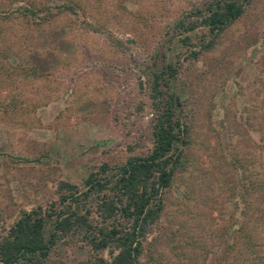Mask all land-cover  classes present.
Instances as JSON below:
<instances>
[{"label":"rangeland","instance_id":"1","mask_svg":"<svg viewBox=\"0 0 264 264\" xmlns=\"http://www.w3.org/2000/svg\"><path fill=\"white\" fill-rule=\"evenodd\" d=\"M77 1L84 8L78 16L28 30L20 19L6 24L16 34L8 65L22 62L37 74L19 72L0 89L2 101H24L0 119V235L22 207L53 201L58 180L80 184L100 163L150 149L154 110L142 69L157 51L184 59L172 23L202 0ZM113 37L124 45L117 48ZM170 85L191 125L189 169L165 194L140 264H214L225 238L219 235L232 222L234 194L221 181L226 159L247 158L250 169L264 163V0H255L215 49L183 60ZM42 153L46 161L33 160ZM95 257L72 243L47 264H93Z\"/></svg>","mask_w":264,"mask_h":264},{"label":"trees","instance_id":"2","mask_svg":"<svg viewBox=\"0 0 264 264\" xmlns=\"http://www.w3.org/2000/svg\"><path fill=\"white\" fill-rule=\"evenodd\" d=\"M254 1L202 0L173 21L172 37L185 48L184 59H178V52L173 60L157 51L142 69L154 110L150 149L119 163L102 162L80 184L60 179L53 201L22 207L0 235V264H47L52 254L72 243L89 246L96 255L93 264H140L144 244L155 234L165 208V194L177 175L189 169L191 125L184 102L171 89L170 81L177 78L183 60L196 61L215 49L223 33ZM83 9L77 0H0V89L19 72L27 77L37 74L22 62L8 65L16 34L7 23L20 19L28 30L59 15L78 16ZM112 39L117 48L124 45L122 40ZM23 102L12 96L6 102L0 99V119L11 117ZM260 124L264 138V118ZM46 159L48 155L42 153L33 160L41 163ZM226 161L228 173L221 181L234 194L232 222L217 233L225 238L221 237L222 248L214 264H264V163L250 169L252 162L234 153Z\"/></svg>","mask_w":264,"mask_h":264}]
</instances>
